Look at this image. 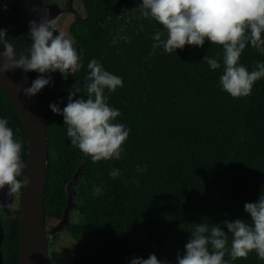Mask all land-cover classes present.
Listing matches in <instances>:
<instances>
[{"label":"trees","instance_id":"16d2710c","mask_svg":"<svg viewBox=\"0 0 264 264\" xmlns=\"http://www.w3.org/2000/svg\"><path fill=\"white\" fill-rule=\"evenodd\" d=\"M80 5L68 34L81 67L66 75L53 71L51 86L37 92L48 146L45 224L51 227L60 218L68 187L78 204L72 209L76 220L70 216L64 228L75 240L70 264H127L131 256L149 252L175 264L176 250L183 251L197 222L247 219L243 203L264 192V76L253 82L249 94L232 96L218 85L220 44L205 38L200 46L186 43L175 52L157 47L149 56L152 33L160 25L139 14L138 0H80ZM203 55L221 61V67L209 68ZM93 57L122 78L107 93V102L120 110L116 119L129 128L119 159L92 161L69 143L61 114L48 108L57 98L62 107L76 87L81 91L74 97L86 95V65ZM257 60L264 61V53L246 43L240 62L251 69ZM28 75L31 80L37 73L29 70ZM0 116L20 138L26 163L24 130L1 87ZM112 168L118 170L115 177L108 175ZM0 213L2 264H17L18 210ZM232 264L264 260L250 250Z\"/></svg>","mask_w":264,"mask_h":264},{"label":"clouds","instance_id":"9594fccd","mask_svg":"<svg viewBox=\"0 0 264 264\" xmlns=\"http://www.w3.org/2000/svg\"><path fill=\"white\" fill-rule=\"evenodd\" d=\"M138 8L141 16L152 18L160 25L152 33L149 56L157 47L165 53L175 52L186 43L200 46L207 38L222 46V71L218 77L222 90L232 96H244L250 93L253 82L264 76V61L257 60L251 69L240 62L246 43L264 53V0H138ZM7 27L0 26V72L15 67L25 73L34 70L37 75L21 88L25 96L36 94L45 85L51 86L53 71L66 75L80 69V52L73 38L63 30H54L47 19L28 20L26 35L30 44L19 53L6 39ZM202 58L209 68L221 67V61L213 56ZM86 67V95L74 97L81 91L76 87L67 92L62 107L57 98L48 102V108L61 114L69 143L92 161L119 159L129 128L116 119L120 110L107 102V93L120 86L122 78L105 69L95 57L87 61ZM21 147L8 118L0 116V188L8 193L28 183L26 175L18 178L26 167L20 155ZM117 174L116 168L108 173L111 177ZM243 210L248 214L247 219L197 222L183 244V251L176 250L175 264H232V260L246 256L250 250L264 260V192H259L255 200L245 201ZM220 223L225 227H220ZM226 252L229 258H224ZM127 264L170 262L149 252L146 257L131 256Z\"/></svg>","mask_w":264,"mask_h":264},{"label":"water","instance_id":"95a60500","mask_svg":"<svg viewBox=\"0 0 264 264\" xmlns=\"http://www.w3.org/2000/svg\"><path fill=\"white\" fill-rule=\"evenodd\" d=\"M8 1L18 22L22 19L39 20L43 17L47 19L50 26L54 27L64 10H67L55 4H46L43 0ZM25 37L28 39L27 35ZM30 81L28 72L25 73L19 67L0 72V87L16 110L24 130L26 143L24 175L27 176L28 183L19 189L16 206L18 210L17 264H54L50 241L54 235L64 230L70 222L72 209L78 204L74 201L75 190L69 191L66 187L67 201L60 218L51 227L46 226L43 210V188L48 163L46 116L38 94L28 97L21 91V88ZM79 172L80 170H76L72 176L75 179L74 184L78 180ZM74 184L71 189L74 188ZM15 192L8 193L4 188H0V210L6 215L15 209ZM3 239L4 229L0 218V264L3 262L1 246Z\"/></svg>","mask_w":264,"mask_h":264},{"label":"flooded vegetation","instance_id":"af4514ba","mask_svg":"<svg viewBox=\"0 0 264 264\" xmlns=\"http://www.w3.org/2000/svg\"><path fill=\"white\" fill-rule=\"evenodd\" d=\"M8 2V0H0V26H8L6 39L13 43L14 48L18 52H21L26 50L30 44L28 39L25 37L28 28V21L22 19L18 22V18L14 11L9 7ZM43 2L67 8V10H64L62 16L53 27L56 31H60L61 27H64V24L68 20H72L75 14L80 12L81 8L80 0H43Z\"/></svg>","mask_w":264,"mask_h":264},{"label":"rangeland","instance_id":"374dc122","mask_svg":"<svg viewBox=\"0 0 264 264\" xmlns=\"http://www.w3.org/2000/svg\"><path fill=\"white\" fill-rule=\"evenodd\" d=\"M71 20H68L65 24L64 27H61V30L65 31L68 33V23ZM16 196V202L15 208L17 206L18 202V196L19 192H15ZM77 218V213L75 210H72L71 212V219L76 220ZM74 238L67 233V231L63 230L60 233H57L54 235L51 239V246H52V257H53V262L54 264H70L73 256V246H74Z\"/></svg>","mask_w":264,"mask_h":264}]
</instances>
